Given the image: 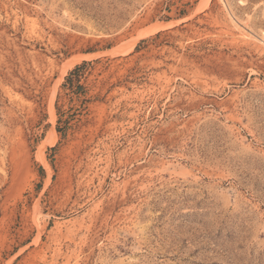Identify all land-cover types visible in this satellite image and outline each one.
Segmentation results:
<instances>
[{
    "label": "rangeland",
    "instance_id": "1",
    "mask_svg": "<svg viewBox=\"0 0 264 264\" xmlns=\"http://www.w3.org/2000/svg\"><path fill=\"white\" fill-rule=\"evenodd\" d=\"M0 264H264V0H0Z\"/></svg>",
    "mask_w": 264,
    "mask_h": 264
},
{
    "label": "trees",
    "instance_id": "2",
    "mask_svg": "<svg viewBox=\"0 0 264 264\" xmlns=\"http://www.w3.org/2000/svg\"><path fill=\"white\" fill-rule=\"evenodd\" d=\"M85 65H88V63L86 64V63H84V66ZM83 68L82 67H80V68H76L74 71H76V73H80L81 72V70H82ZM78 77L80 76V74H76Z\"/></svg>",
    "mask_w": 264,
    "mask_h": 264
}]
</instances>
